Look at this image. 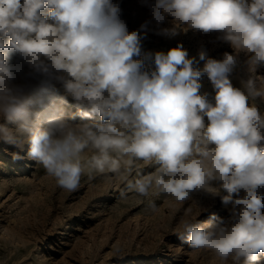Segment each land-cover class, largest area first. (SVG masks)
I'll return each instance as SVG.
<instances>
[{
    "label": "clouds",
    "instance_id": "1",
    "mask_svg": "<svg viewBox=\"0 0 264 264\" xmlns=\"http://www.w3.org/2000/svg\"><path fill=\"white\" fill-rule=\"evenodd\" d=\"M139 2L150 19L129 30L118 0H0V142L26 146L69 192L111 173L142 197H219L227 218L183 219L178 238L225 264H264V0ZM150 31L213 35L232 52L145 53ZM241 54L247 78L235 87Z\"/></svg>",
    "mask_w": 264,
    "mask_h": 264
},
{
    "label": "rangeland",
    "instance_id": "2",
    "mask_svg": "<svg viewBox=\"0 0 264 264\" xmlns=\"http://www.w3.org/2000/svg\"><path fill=\"white\" fill-rule=\"evenodd\" d=\"M118 2L129 30L150 19L139 0ZM214 40L213 35L191 31L176 37L150 31L142 43L145 53L167 52L183 44L197 60L202 46L213 59L232 52ZM245 61L241 54L230 75L235 87L247 78ZM203 63L197 66L202 68ZM256 74L261 79L264 66ZM201 84V93L212 99L214 90L206 75ZM256 103L264 111V103ZM75 112L69 99L67 115ZM137 167L153 170L142 163ZM121 192L126 196L121 198ZM149 200L155 202V211L148 208ZM212 214L229 215L219 197L193 193L192 200L183 203L163 194L142 197L127 191L125 181L111 173L92 178L85 174L80 187L69 192L27 157L26 146L18 149L0 142V264H225L209 250L190 248L177 235L183 219L206 222Z\"/></svg>",
    "mask_w": 264,
    "mask_h": 264
}]
</instances>
